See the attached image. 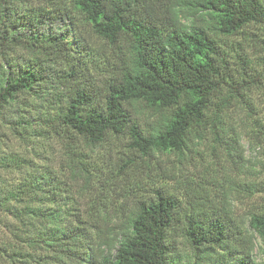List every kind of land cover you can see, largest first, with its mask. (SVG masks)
<instances>
[{"label":"trees","instance_id":"obj_1","mask_svg":"<svg viewBox=\"0 0 264 264\" xmlns=\"http://www.w3.org/2000/svg\"><path fill=\"white\" fill-rule=\"evenodd\" d=\"M37 1V7H27L24 0H0V122L14 137L25 143L40 135L25 99L19 104L18 97L27 96L51 111L43 119L47 129L58 134L60 126L87 145L127 135L131 149L151 159L157 153L182 154L192 135L203 139L208 133L225 153L235 151L239 137H228L223 119L239 103L250 113L252 105L242 97L249 76L242 71L244 81L227 82L217 39L251 25L264 36V0ZM73 12L118 50L100 86L89 49L74 30ZM46 22L68 29L41 32ZM21 46L25 55L18 54ZM222 88L228 89L224 96ZM140 109L159 116L147 133L131 117ZM257 132L264 135V125ZM67 150L66 168L86 184L83 161L75 147ZM0 170L19 178L7 185L0 179V227L12 242H0V264H175L168 236L182 222L193 264H258L229 202L217 207L206 200L208 206H191L180 221L177 199L157 190L102 230L68 206L67 184L52 168L10 154L0 155ZM248 222L264 234V213L251 214Z\"/></svg>","mask_w":264,"mask_h":264},{"label":"rangeland","instance_id":"obj_2","mask_svg":"<svg viewBox=\"0 0 264 264\" xmlns=\"http://www.w3.org/2000/svg\"><path fill=\"white\" fill-rule=\"evenodd\" d=\"M24 1L27 7L39 5L37 0ZM72 16L74 30L83 38L91 55L89 66L93 68V76L97 78H94L95 85L100 86L102 80L110 76L111 71L106 65L114 63L118 50L93 35L84 24L82 16L75 12ZM183 23L187 21L184 20ZM66 29L68 27L65 23L46 22L40 31L63 33ZM17 34L20 35L19 32ZM68 37L72 40V34ZM217 41L223 58L227 61V82L236 84L244 81L242 71L249 76L242 85V97L251 103L250 113L239 103L230 108L223 119L228 137H239V144L230 155L215 145L208 133L203 139L192 135L182 154L157 153L151 159L131 149L127 135H109L99 145H87L65 128L59 126L58 134L47 129L43 119L46 113V119H50L51 111L39 108V102L27 96L18 97L19 104L23 107L21 99H25L24 106L28 107L29 115L35 119L33 127L40 135L32 136L24 143L0 122V155L12 154L31 161L41 169L52 168L67 184L65 189H68V206L78 209L87 225H96L102 230L125 219L126 213L138 200L153 199L157 190L177 199L180 206V216L177 218L180 221L191 206L206 207L208 200L217 207L229 202L230 214L240 226L245 244L253 246L255 261L264 264V234L257 232L248 222L251 214L264 213V135L257 132L258 127L264 125L263 31L251 25L243 33L219 37ZM19 49L18 54L25 55L23 47ZM245 60H248L247 65L244 64ZM252 77L254 81L249 80ZM247 87L249 92L246 91ZM227 90L222 88L221 95L228 93ZM131 117L139 124L143 133L149 132L159 121L157 114L144 109L132 112ZM68 145L75 147L85 165L86 177L89 179L86 184L81 177H73L72 169L66 168L70 164ZM0 179L7 185L19 178L16 174L0 170ZM103 217L107 219L104 220ZM182 228L183 222L176 223L169 231L172 257L175 264H193L194 258L183 238ZM3 232L0 227V242L12 243Z\"/></svg>","mask_w":264,"mask_h":264}]
</instances>
